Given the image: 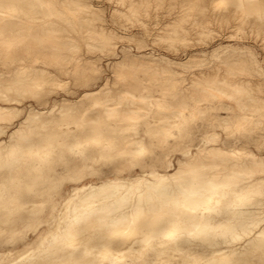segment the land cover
Masks as SVG:
<instances>
[{
  "label": "bare ground",
  "instance_id": "bare-ground-1",
  "mask_svg": "<svg viewBox=\"0 0 264 264\" xmlns=\"http://www.w3.org/2000/svg\"><path fill=\"white\" fill-rule=\"evenodd\" d=\"M32 1L0 0V21L9 19L12 22L11 18L17 16L16 9L24 4L31 5ZM125 1L123 11L130 14L145 0ZM172 1L181 4L179 15H172L174 22L192 17L201 29L207 23L209 27V22L217 21L225 28L248 27L254 33L264 34V0ZM83 6L86 11H91L90 4ZM32 12L28 10V13ZM28 20L25 23L27 35L37 36L27 29H34L30 25L32 19ZM111 27L103 19L101 27L92 31L104 35L110 33L129 41L128 34L120 35ZM3 29L4 26L0 27V34ZM159 29L164 30L165 37L175 32L170 25ZM177 34L173 36L177 37ZM63 35L67 36L66 33ZM105 43L112 44L110 41ZM24 46L28 49L29 43ZM163 47L174 51L179 46ZM111 48L113 51L117 45ZM120 54L119 60L131 57L135 60L134 66L143 65L145 69L157 70L156 66L162 61L161 57L152 55L150 59L137 58L125 48ZM186 57L193 59L196 55L189 52ZM36 62L35 57L27 55L12 59L9 64L0 63V136L5 134L3 124L17 120L16 126L0 138V163H6V172L0 174V185L9 188L7 191L18 186L26 189L34 184L40 186L34 191L33 198L13 204L16 208L27 209L23 210L26 216L45 204L42 197H50V191L61 184L57 182L66 178L72 187L58 209L57 203L50 205L48 218L44 221L47 229L34 241L11 253L2 264H249L252 261L250 253L253 260L264 257V198H260L264 196V178L257 177L264 168V154L258 155L243 144L231 143L222 147V139L217 133L206 131L201 133L198 142L191 133L185 146L182 143L170 145L172 150L168 148L174 150L172 154L178 152V157H168V150L169 153L148 163L143 157L146 150L142 140L144 135L152 131L163 135L177 132L186 124L185 110L191 111L194 106L189 107L172 98L171 109L166 107L167 101L162 103L148 93L138 94L139 85L133 90H119L117 95H110L106 88L100 87L85 91L77 101L63 99L49 105L48 96L32 95L28 100L36 101L42 107L28 104L22 116L24 99L15 96L18 89L29 84L41 85L51 75L47 72L40 76L41 69L34 66ZM220 65L225 71L227 67ZM219 66L193 72L188 79V89L202 84V90L211 91L221 103L214 109L226 111L225 115L229 114L231 118L235 116L234 125H241L238 122L243 118L254 121L256 106L248 110V98L241 99L238 95L245 86H248L246 91H251V79L241 77L238 82L231 79L235 81L232 83L226 78L225 86L215 87L220 82L216 79ZM161 72L174 74L178 70L168 66ZM219 73L223 75L222 70ZM153 79L151 77L148 82ZM104 94L102 100L97 98ZM93 98L97 100L91 102ZM223 99H227V104H223ZM86 101L90 102L85 104ZM198 102L200 100L194 101L195 104ZM209 110L201 108L199 112L211 114ZM229 125L228 122L221 123L224 128ZM91 148L97 149L99 156L88 157ZM69 155L73 158L71 164L85 168L100 159L115 162L106 171L113 176L83 184L73 169L61 163L62 158H69ZM133 169L139 173L130 174ZM124 170L128 173H123ZM52 182L57 184L52 185ZM1 188L0 200L4 197L2 190L5 187ZM14 190L10 198L16 196Z\"/></svg>",
  "mask_w": 264,
  "mask_h": 264
},
{
  "label": "rangeland",
  "instance_id": "rangeland-1",
  "mask_svg": "<svg viewBox=\"0 0 264 264\" xmlns=\"http://www.w3.org/2000/svg\"><path fill=\"white\" fill-rule=\"evenodd\" d=\"M32 2L31 5L24 4L25 6L18 8V10L16 9L15 14L17 16L11 18L12 22L9 19L6 22L0 21V27L4 26L0 34V63L9 64L12 59L28 55L37 59L34 66L41 69L39 71L40 76H43L47 72L51 74L47 81L41 82V85L29 84L19 88L16 92L17 94L14 92L15 96L24 99L21 104V107L24 109L21 112L22 116L28 104L42 107L38 102L28 100L32 98V95L48 96L47 105H49L63 99H67L66 101H77L85 91L100 87L106 88L110 95H117L119 90H133L136 85H139L137 86L138 94L142 92L148 93L162 103L167 101L165 103L166 107L171 108L170 103L176 98L181 100V104L190 105L189 107L193 104L194 106L191 111L185 110L187 112L186 124L180 127L177 132L163 135L152 131L151 134L144 135L142 140L146 145V150L143 153V157L148 163H151L156 157H161L164 153L170 152L171 154L169 153L168 157L171 155L178 157L179 155H176L178 152L172 154L174 151H171L170 147L172 145H180L182 143L185 146V141L190 138L191 133H194V141L198 142L201 139V133L206 131L216 132L218 137L222 139L220 142V146L222 147L229 146L231 143H235L236 145L243 144L258 155L264 154L263 33H254L248 27L243 29L235 27L225 28L220 23L218 25L217 21L209 22V27L207 23L206 29L204 27L201 29L194 18L193 20L191 19L192 17L187 18L189 21L179 19L175 23L173 18L179 15L178 10L181 9V4L172 0H145L142 5L140 4L136 12H129L130 14L123 11L126 4L125 0H33ZM85 4L91 5L92 12L86 11V8L83 6ZM28 10L33 12L28 13ZM125 15H128V18ZM28 19H32L30 25L34 26V29H27L29 32H35L34 34L37 36L27 35L25 23H28ZM103 19L107 26H112L111 28L116 30L118 34H128L129 41L121 40L110 33L104 35V33L93 32L92 29H99L101 27ZM53 23L54 25H52ZM163 24H166L168 27L170 25V28L175 31L173 32L178 33L177 37L173 36L174 33L169 35L174 38L165 37L164 30L159 29L166 26ZM59 27L63 30L58 31ZM199 28L200 30H198ZM64 33L67 36H64ZM86 39L89 40V43ZM106 41H110L112 44L107 45ZM26 43H29L28 49L24 46ZM113 45H117V48L110 51ZM164 45H176V47H179L173 51L172 49L166 50L163 47ZM123 48L129 51V53L134 54L137 58L143 56L146 59H150L152 55L154 57H161L162 61L159 62V66H156L157 70L154 68L145 69L143 65L134 66L136 63L133 64L135 60L131 57L119 60L121 55L120 50ZM117 50L118 53H115ZM189 52H193L196 57L188 59L186 55ZM150 64L155 65V63ZM219 64H223V67L226 66L228 69L226 68L224 71V68H221L222 65L219 66ZM217 65L219 66V71L216 79L220 82H217L219 85L217 84L215 87L225 86L224 82L227 79L232 83L235 79L238 82V80H241V77L251 79V91H246L248 86H242L245 90L238 92V95L241 99L244 97L248 98V110L253 105L256 106L257 111H254V121H246L243 118L239 119L238 122L242 123L241 125H234L236 121L235 116L231 118L229 114L225 115L226 111L214 109L217 104L221 105V103L217 101V97L215 98L211 94V91L202 90V84H196L188 89L190 86L189 80L193 76L191 75L193 72L207 71L209 68L213 70L214 66L218 68ZM168 66L175 67L178 72L174 74L162 73V69ZM220 68L223 75L219 73L221 72ZM226 71L229 74H226ZM155 72H160L161 74L158 73V75ZM156 75L159 78L158 80L156 79ZM151 77L155 78V80L153 79L154 81L150 83L148 80ZM105 95H100L97 98L102 100ZM97 98H93L91 102H95ZM197 100H200V102L195 104L194 101L197 102ZM223 100V104H227V99ZM89 102L86 101L85 104ZM177 104L181 106L180 103ZM198 107L199 109L210 108L209 112L211 114H208V112L203 114L204 112L202 113V111L200 113ZM198 113L203 114V116L198 115ZM230 113L236 115L238 112ZM245 116L246 114L243 117ZM215 117H221L222 119L215 120ZM225 122L230 124L228 128H224V125L221 126V123L226 124ZM16 124L17 120L14 119L12 122L3 124L5 134L4 136H0V138L3 139L6 133L11 131ZM258 144H260L259 147H257ZM97 155V149H89L88 157L96 158ZM175 156H171V159H174ZM72 159L71 155H69V158H62L61 163L65 164L66 168L73 169L74 173L82 178L83 184L97 182L101 178H111L113 176L106 173V171L115 162L100 159L98 163H93L89 168H85V166H81L80 164H71L70 161ZM5 164L0 163V174L6 172ZM124 167L127 168L125 165ZM123 173L126 174L128 172L124 170ZM138 173L137 169H133L130 172V174ZM257 177L264 178V168ZM53 183L61 184L50 191L51 198L48 196L42 197L45 200L43 201L45 204L33 209L28 214L29 218L28 215L26 216L23 213L24 208H16L13 204L33 198L35 195L34 191L40 189V186L34 184L28 189L25 187L19 188L18 186L17 189L12 188V190L7 191L9 188L4 184L0 185V188L5 187L2 190L4 197L0 200V264L5 263L10 258L11 253L21 249L24 244L34 241L37 235L47 229L44 221L48 218L50 205L55 202L58 209L60 202L72 187L70 182H66V178L57 183L52 182V185H54ZM13 190L16 196L10 198L9 195ZM260 198L262 199L264 196ZM248 255H252L251 258L247 256L252 260L249 261V264H252V262L254 264H264V257H255L254 261L253 254L250 253ZM244 263L246 264V262Z\"/></svg>",
  "mask_w": 264,
  "mask_h": 264
}]
</instances>
